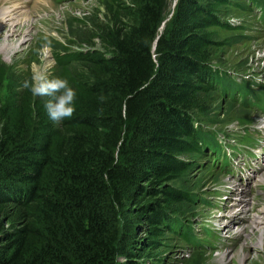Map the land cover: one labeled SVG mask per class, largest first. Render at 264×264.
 Returning <instances> with one entry per match:
<instances>
[{
	"label": "trees",
	"instance_id": "1",
	"mask_svg": "<svg viewBox=\"0 0 264 264\" xmlns=\"http://www.w3.org/2000/svg\"><path fill=\"white\" fill-rule=\"evenodd\" d=\"M111 1L115 10L93 25L88 48L56 56L58 76L77 92L71 119L54 124L47 98L22 87L0 100V216L11 201L18 224L4 234L0 264H142L133 229L146 213L154 237L194 245L169 184L186 175L188 156L222 142L192 114L203 112L210 90L245 110L261 106L253 85L209 63L210 29L229 30L216 17L226 0H177L154 49L170 1ZM245 1L264 15V0ZM237 89L246 96L237 100ZM144 184L160 189L168 215L145 202Z\"/></svg>",
	"mask_w": 264,
	"mask_h": 264
},
{
	"label": "rangeland",
	"instance_id": "2",
	"mask_svg": "<svg viewBox=\"0 0 264 264\" xmlns=\"http://www.w3.org/2000/svg\"><path fill=\"white\" fill-rule=\"evenodd\" d=\"M5 1L8 0H0V23L4 22L3 17L12 7H24L19 0H9L8 4ZM169 1V14L165 21L170 19L177 3V0ZM21 2L25 9L12 19L7 14L5 19V23L17 31L18 35L9 37L16 42L4 46L5 43L0 41V64L5 72V82L0 85L1 101L9 88L20 89L36 66L42 68L46 62H52L50 75L58 76L56 56L65 53L64 50L77 52L87 49L84 42L95 33L93 25L105 22L110 18L109 10H115L111 0ZM216 17L229 30L210 29L213 46L209 51V63L218 71L228 72L239 82L250 83L255 95L264 98V20L259 9L245 0H226L224 6L217 8ZM3 30L7 31L0 26L2 37ZM162 30L161 26L159 33ZM94 43L96 50L101 49L96 39ZM207 83L222 87L215 82ZM207 83L205 81L204 84ZM235 94L238 99L240 95L246 96L240 89ZM202 101L203 112L197 115L195 111L192 116L217 131V139L225 142L221 150L230 155V164L222 170V159L227 160V157L224 158L223 152L217 156L215 151L219 148L214 146L207 147L204 154L195 152L188 156L186 175L169 185L181 196L178 212L189 222L187 229L196 243L191 245L177 234L154 237L150 227L151 216L146 213L133 229L136 236L135 259L142 264H264V227L253 229L251 222L252 217L258 216L264 208V114L256 106L245 110L239 102L230 101L218 90H210ZM250 170L259 171L252 180L249 178L255 172ZM143 187L148 198L145 202L168 215L170 212L164 208L163 195L158 192L160 189L152 192L149 185L144 184ZM230 197L236 203L240 198L245 202L243 211H240L242 224H238L240 217H237L238 222L233 221L235 224L225 229L226 223L236 215V212H227L223 220L219 219L227 207H231ZM236 203L234 207H239ZM15 213L10 201L0 216L6 229L0 232V246L7 241L5 232L18 227ZM246 227L249 229H246L244 237L237 236Z\"/></svg>",
	"mask_w": 264,
	"mask_h": 264
},
{
	"label": "clouds",
	"instance_id": "3",
	"mask_svg": "<svg viewBox=\"0 0 264 264\" xmlns=\"http://www.w3.org/2000/svg\"><path fill=\"white\" fill-rule=\"evenodd\" d=\"M52 62H46L42 68L36 66L31 77L23 81L22 87L31 92L34 97L47 98L44 108L48 118L59 124L71 119L76 112L77 92L69 85L67 79L50 75ZM106 97L101 94L98 102L103 104Z\"/></svg>",
	"mask_w": 264,
	"mask_h": 264
},
{
	"label": "bare ground",
	"instance_id": "4",
	"mask_svg": "<svg viewBox=\"0 0 264 264\" xmlns=\"http://www.w3.org/2000/svg\"><path fill=\"white\" fill-rule=\"evenodd\" d=\"M20 1V3L24 6V7H20L19 5H17V6H15V9H14V7H12L13 9H10L9 11H8V17L10 18V19H12L15 15H17V14H19V12H21L22 10H24L25 9V5H24V3L23 2H21V1H23V0H19ZM27 1H30V0H27ZM8 2H9V0L8 1H5V4H8ZM31 5V4H30ZM3 11H6V9L5 10H3ZM6 14V15H7ZM2 15V14H1ZM0 15V16H1ZM5 15V17H3L4 18V22H1L0 23V26H1V28H4V29H7V31L6 30H3V37L2 36H0V37H2L1 39H0V41L1 42H3V43H5V45L4 46H11V45H14V43L16 42L15 40H11V39H9V37H10V35H12L13 37L14 36H16V35H18L17 34V31H15V29L13 28V26H11V25H8L7 23H5V21L7 20L6 19V16ZM13 16V17H12ZM6 19V20H5ZM7 22V21H6ZM9 30H11V31H9ZM1 35V34H0ZM251 171V170H250ZM264 176V175H263ZM245 193L243 192V195H244ZM213 195H214V193H213ZM246 195V194H245ZM239 202H234L233 201V198L232 197H230L229 198V201H231L232 202V205H231V207L229 208V207H227V211H225V214H223L219 219L221 220L222 218H224L225 217V215H227V212H236V215L234 216H232V217H234L233 219H231V220H229L230 222L227 224L226 223V226L225 227H223V228H225V229H228L229 228V226H231V225H233V224H235L234 222L236 221V223L238 222V219H237V217H240V220H239V223L238 224H242L241 222H242V220H241V215H240V211H243V210H241L242 208H243V205H244V200H242L241 198H240V200L239 199H237ZM236 203V205L237 206H239V207H234V204ZM232 209H234V211L232 210ZM235 209H237V211H235ZM244 209V208H243ZM260 215H262L263 217H261ZM256 217V218H255ZM223 220V219H222ZM234 221V222H233ZM252 223H253V229H255L256 227H264V208H262L261 209V213L258 215V216H253L252 217V221H251ZM246 229H249V227H246V228H244V229H242L241 231H239L238 233H237V236H239V237H244V235H245V232H246ZM229 232H230V230H229Z\"/></svg>",
	"mask_w": 264,
	"mask_h": 264
},
{
	"label": "water",
	"instance_id": "5",
	"mask_svg": "<svg viewBox=\"0 0 264 264\" xmlns=\"http://www.w3.org/2000/svg\"><path fill=\"white\" fill-rule=\"evenodd\" d=\"M175 4H176V3H175ZM175 4H174V5H175ZM165 22H166V21L163 22L162 27H164ZM160 35H161V33H159L158 36L156 37V39H155V41H154L153 49H154V46H155L156 40L159 38Z\"/></svg>",
	"mask_w": 264,
	"mask_h": 264
}]
</instances>
